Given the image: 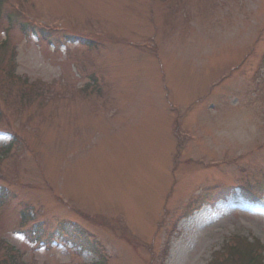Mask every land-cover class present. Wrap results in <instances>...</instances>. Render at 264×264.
Wrapping results in <instances>:
<instances>
[{
	"label": "rangeland",
	"instance_id": "rangeland-1",
	"mask_svg": "<svg viewBox=\"0 0 264 264\" xmlns=\"http://www.w3.org/2000/svg\"><path fill=\"white\" fill-rule=\"evenodd\" d=\"M2 2L12 71L39 88L24 104L26 85L0 66V148L13 143L0 162V261L14 250L26 264H92L94 252L62 242L74 224L107 264H245L231 247L264 244V0ZM14 9L58 32L24 31ZM59 194L109 221L84 220Z\"/></svg>",
	"mask_w": 264,
	"mask_h": 264
},
{
	"label": "trees",
	"instance_id": "trees-1",
	"mask_svg": "<svg viewBox=\"0 0 264 264\" xmlns=\"http://www.w3.org/2000/svg\"><path fill=\"white\" fill-rule=\"evenodd\" d=\"M2 5H3V2L2 0H0V10L2 9ZM0 57H3L2 60H0V66H4L8 69V72L11 73L12 70L14 69L13 68V64L15 63V60H14V57H10V59H8V54L7 53H3L2 51H0ZM243 256L244 259H247L248 257L251 258V253L248 254L246 256V254H241ZM7 260L6 261H2L1 264H15L11 258H6ZM251 262V260H250Z\"/></svg>",
	"mask_w": 264,
	"mask_h": 264
}]
</instances>
